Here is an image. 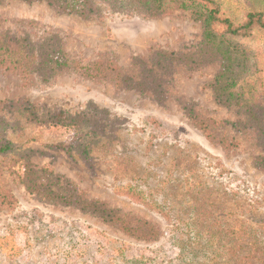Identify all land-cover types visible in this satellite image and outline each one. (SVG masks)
Wrapping results in <instances>:
<instances>
[{"label": "rangeland", "instance_id": "obj_1", "mask_svg": "<svg viewBox=\"0 0 264 264\" xmlns=\"http://www.w3.org/2000/svg\"><path fill=\"white\" fill-rule=\"evenodd\" d=\"M94 1L99 16L83 19L5 0L0 34H54L80 67L110 62L113 73L135 79L64 71L41 83L0 66V124L9 123L2 136L13 147L32 150L29 163L47 171L53 190H73L114 219L29 193L16 178L17 158L1 156L0 264H264V145L254 137L257 122L214 101L208 85L217 65L172 64L158 71L155 93L127 88L148 83L154 52H193L200 24L187 12L111 14L105 0ZM248 44L255 54L264 47L260 39ZM254 62V111L264 125V54ZM23 101L40 114L81 116L88 129L18 121L8 105Z\"/></svg>", "mask_w": 264, "mask_h": 264}, {"label": "trees", "instance_id": "obj_2", "mask_svg": "<svg viewBox=\"0 0 264 264\" xmlns=\"http://www.w3.org/2000/svg\"><path fill=\"white\" fill-rule=\"evenodd\" d=\"M5 0H0V5ZM24 3H45L58 13L75 15L83 19L98 17L100 7L94 0H17ZM240 10L232 8L228 0H105L111 14L132 15L141 18L154 19L170 14L173 11L187 12L190 18L201 27V40L193 52L173 53L157 51L153 54V63L145 67L146 82L139 81L134 85L128 83L127 88L145 86L141 92L159 88L158 71L168 70L172 64H182L188 70H197L203 65L216 64L217 71L209 83L214 101L223 107L233 108L239 114H244L250 125L254 127V137L259 145H264V125L262 119L254 111L257 100L253 95L256 83L257 63L255 56L264 54V47L257 48L258 53L249 48L248 41L260 39L264 43V0H233ZM0 66L6 70L19 73L23 77L34 75L41 83L49 82L53 77L66 71H74L81 76L131 82L134 77L126 74L113 73L117 68L110 62L97 61L85 67H80L75 61L68 60L61 49L59 39L53 34L30 38H14L0 34ZM142 80V77H141ZM247 92H246V91ZM156 92L157 93H160ZM156 94L154 96H156ZM14 109L18 121L26 124L51 127H71L81 125L88 129L81 116L64 117L62 114H40L37 108L29 102H17L8 105ZM191 116L192 109L188 108ZM253 121V122H252ZM3 124V123H2ZM0 124V157L12 155L17 158L19 172L16 178L24 185L26 191L49 203L73 205L80 209L98 212L106 222L114 219V211L102 207L95 201L80 200L75 191L57 187L55 180L45 169L35 170L29 163L31 149L13 147L3 131L6 127ZM234 126V125H233ZM201 128V127H200ZM205 129V127H203ZM87 137V136H85ZM20 156H18V154ZM264 160V159H262ZM44 174L45 176H43ZM122 226H125L122 223ZM123 230H126L123 228Z\"/></svg>", "mask_w": 264, "mask_h": 264}]
</instances>
